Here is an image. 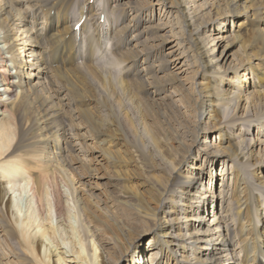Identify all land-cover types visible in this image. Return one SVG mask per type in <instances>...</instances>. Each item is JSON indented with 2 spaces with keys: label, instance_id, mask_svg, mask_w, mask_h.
Listing matches in <instances>:
<instances>
[{
  "label": "bare ground",
  "instance_id": "bare-ground-1",
  "mask_svg": "<svg viewBox=\"0 0 264 264\" xmlns=\"http://www.w3.org/2000/svg\"><path fill=\"white\" fill-rule=\"evenodd\" d=\"M28 10L41 17L30 21ZM172 15L179 17L182 30L174 32ZM133 21L141 27L134 37ZM182 42L195 54L201 79L193 83L199 109L193 150L178 151L170 139L160 144L166 137L159 141L143 118L139 131L133 129L127 112L124 130L120 112L109 121L105 114L81 110L78 117L87 119L94 132L82 137L95 146L74 141L77 133L70 135L66 126H80L64 119L62 108V101L71 100L61 84L68 71L94 74L101 99L120 103L123 96L135 103L126 84L135 77L152 96L151 105H168L182 96L181 74L194 65ZM236 45L227 61L226 53ZM145 49L160 54L146 66L149 72L163 69L164 74L142 75L137 59ZM22 52H27L25 62ZM108 57L104 77L95 67ZM133 132L146 142L139 149L130 139ZM215 132L220 140L210 143L207 136ZM176 142L182 144L180 137ZM76 146L89 151L85 179L75 177L85 190L66 175L75 166L63 147L78 160ZM198 156L206 163L229 162L232 183L221 178L218 191L211 180L204 184ZM104 164L110 172L98 175ZM130 166L138 177L142 174L139 186L145 193L128 184ZM94 186L104 193L107 186L115 187V200L132 209L140 224L130 240L129 226L123 225L119 239L100 242L88 200ZM94 196L101 204L102 198ZM216 199L227 204L214 208ZM146 233L152 235L142 254L136 240ZM122 259L264 264V0H0V264H120Z\"/></svg>",
  "mask_w": 264,
  "mask_h": 264
},
{
  "label": "rangeland",
  "instance_id": "rangeland-1",
  "mask_svg": "<svg viewBox=\"0 0 264 264\" xmlns=\"http://www.w3.org/2000/svg\"><path fill=\"white\" fill-rule=\"evenodd\" d=\"M154 2H155V0H154ZM110 8H111V10L115 11V9H112V6ZM30 12H31V14L29 15ZM27 14L29 16L28 17L29 20L31 21V20H33L34 17H36L38 12H37V10H28ZM154 16H155V14H154ZM37 17H41V16H39V14H38ZM149 17H150V12L147 11L146 13H144L145 19L148 20ZM157 17H158V12H156L155 21L158 20ZM172 18H174L173 22H175L173 25L174 32L178 31V30L179 31L182 30L179 17L172 15ZM152 19H154V18L152 17ZM126 20H129V18H126ZM39 22H43V19H40ZM121 22L122 21H120L118 23H121ZM132 23L134 24V29H132L133 28L132 27L131 30H132V33H134V35H133V37H134L135 34L140 32L141 27L139 25L135 24L134 21ZM132 23H131V25H132ZM225 27L227 30H230L231 23L230 22L226 23ZM208 30H211L210 26H209ZM23 36H25V35H23ZM119 37H121V36H119ZM129 38H131V37L129 35L128 36L126 35V39H129ZM137 38L138 37H136V39ZM144 38H145V36L141 37L140 40H144ZM136 39H132L130 44H133L136 41ZM176 41L177 40H175V42ZM95 45H96V43H95ZM182 45H184L186 48H188L187 53L190 56L191 62L194 65L192 67H188V71L181 74L183 79H184V84L186 86L185 88L187 90L185 89L184 91L181 92L182 96H180V94L179 95L177 94L178 96L176 95V97H174V99L175 98L178 99L180 97L177 102L174 100V102H172V103L168 102V105L167 104L166 105L161 104L158 107L155 104L151 105L150 102L147 101V99L152 98V96L150 95L151 96L150 97L149 95H146V93L144 91L147 88L143 87L141 85L140 81L138 79H136L135 77H130L129 79H126V82H127L126 84H128L130 92L134 96H136V100H135L136 102L131 103L127 100L128 97L119 96L120 99H122V100L120 101V103H117L116 98H115V100H112V101H110V100L108 101V100H106V98L101 99V98H103V91L94 82V74L89 75V74H86L85 72L75 70V68L68 71V73L65 75V78H66L65 82H61V84H65V86L70 90L71 100L67 99V100L62 101V103H64V104L66 103L65 106L63 105L62 108L64 110V112H63V115L65 116L64 119L71 120V122L75 123V124L78 123V125L80 126L78 129L74 127V124L72 126H66L67 131L70 135L72 133H77V135H75V137H74L75 138L74 141H78V139H79V141L81 140V141H85V143H87V144L89 143V147L95 146L94 144H92L91 140H90V142H89V140H87V137L85 139L82 137L83 135H87V136L92 135L94 132L91 131L90 123L87 121V119H85L83 116L78 117V113H81V110L87 111L89 113H94L93 115L105 114L106 119H108L109 121H111L112 118L113 119L117 118V116L120 112V114L118 116V119H119L118 123H122L120 128H122L124 130H126V128H127L126 123L124 122V120L126 118L125 113L127 112L129 118L132 121V125H133L132 128L133 129H136L139 131L140 123L138 122V120H139V118H143L153 126L152 127L153 131L158 136L159 141L162 140L164 137H166V140L162 141L160 144H165V142L170 139L171 143L173 142V143H175L174 145L178 146V148H179L178 151L184 152L189 147H191L193 150L195 147L193 145L194 143L191 144V140H192V136L195 133L196 126H198L197 117H198V112H199L198 111L199 109L197 108L198 106L196 105L197 87L193 83H195V81L198 82L201 79L197 75L198 72H196L197 61L194 60L195 54L191 51L190 47H188V44L182 42ZM126 46H127V44H126ZM19 47H22V46H19ZM24 47H25L24 49L27 50L26 48H28V47L25 46V44H24ZM137 47H139V46H137ZM237 48H238V46L236 45V46L232 47L230 49V51L228 50V52L226 53L227 61H229L232 58V55L236 52ZM104 51H107V49H105ZM130 52H126V63L127 62L130 63L132 61V57H128V55H130ZM25 53L26 54H24V52L21 53L22 59H24V62L26 61V57H27V52H25ZM159 56H160L159 50H157V49L153 50V52L151 54L148 53V49H145L144 51H141L138 53L137 62L139 63V66H141L143 68V70H142L143 76L145 75V77H151V76L157 77V76H160V75L165 73V72H163V69H161L160 71L155 70L154 72L152 69L150 71L151 72L150 73L149 69L146 67V66H148V64H151L156 59H158ZM234 56H233V59H234ZM109 58L110 57H108L106 60H104L103 62H101L99 64L96 63V67H95L96 70L95 71L104 77L108 76L107 72H106V69L108 70V68H107L108 65H106L107 63L105 64L104 62L109 61L108 60ZM144 59H145V61H144ZM189 66H191V65H189ZM109 67H111L113 71H115V69L117 68L114 65H110ZM145 67H146V70H144ZM114 74H115V72H113V75ZM118 74H115V75H118ZM95 79L100 80L98 75H95ZM52 81L54 82V85H59L58 84L59 81H57V79H54V80L52 79ZM194 85H195V87H194ZM121 104H122V106H121ZM36 107L39 110L38 104L36 105ZM110 108H112V111L110 110ZM138 110H141V112L140 113L137 112ZM73 111H75V112H73ZM73 113L77 114L76 119L74 118ZM108 114H110L112 116L107 117ZM254 131H255V129L252 130V132H254ZM133 133H135L136 135L138 134V132L137 133L133 132ZM135 136L133 137V139L130 137V139L133 141V144L136 146V148L139 149L142 147L143 143L146 144V142H144L142 135L138 134L137 138H135ZM247 136H249V134H246V137ZM178 137H180L182 144H178V142H176ZM207 137H208L207 140L210 143L211 142L218 143L220 140L217 137L216 132L209 134ZM89 147H88V149H89ZM75 148H76L75 153H78V155H80V157H78V160L73 155L74 153H69V150L65 149V147H63V150L66 151L67 154L64 151V154L66 156L69 155L67 157H68V159H70V163L72 164V166H75L74 171H72L73 169H71V170L69 169L66 172V175H68L69 177L71 176L74 179V182L76 183V178L77 179L79 178L78 179V181H79L82 178L85 179V176L87 175V165L86 164L88 161H87V158L85 155H88L89 151L83 152V151H81V148H79V146H76ZM203 157L204 156H198L196 165L201 163L203 166L204 171L202 174V182H204V184H207L208 179H209V180H211V182H213V184H212L213 190L218 191L219 181L221 180V178L224 177L223 181H226V183L228 185H230L232 183V175H231V173H229L231 170L229 162H223L224 159H222V160L218 159L216 161V163H214V164L212 162L206 163L204 161ZM222 169H224V171H223L224 174L221 173ZM69 171H71V172H69ZM109 172H110V167L107 166L106 164H104L103 169L97 171V174L102 175V173H106V175H107V173H109ZM136 172H137V170H135V168L133 166H130L128 174H127L128 184L130 186H134V187L141 189L143 191V193H145L146 189L141 185L139 186L140 182L143 181V180H141L142 174L138 177L136 175ZM79 174L83 177H81ZM90 182H94V179H92V181L90 180ZM215 183H216V189L214 187ZM75 185L77 186L78 183H76ZM90 185H91V183H90ZM212 186L209 185L208 189L210 190L212 188ZM77 187L83 188V190H85L87 188L86 186H82V185L77 186ZM92 188H91V190H92L93 194L90 195L92 197H89L88 200L90 202V208L96 217V219L93 221V223L100 228V232H101V234L99 236L100 242L108 245L111 237L112 238L117 237L119 239L120 234H121V227L123 225L129 226V230H126V235H128L127 238H129V240H130V238L134 236V233L139 228V224H140L136 220V218L134 216V212H131L132 209H130L129 207H127L123 204L118 203L115 200V195L117 194L116 193L117 189L115 187L107 186V188L108 189L110 188V189L108 190V192L105 191V193L102 190L101 186L100 187L94 186V188H93L94 191ZM94 194H96L102 198L101 204L95 202L96 197L94 196ZM20 202L22 204V207L24 208V199L21 200ZM223 204L224 203L221 204L219 202V200L216 199V200H214L213 207L214 208L215 207L220 208L221 205H223ZM225 204H227V200H226ZM208 210H210V206H209ZM229 221H232V219L229 218ZM151 235H152L151 233H146L145 235L140 236L136 240V242H138V247H139L138 249H140L142 254L143 253L145 254V252L148 251V250H146V247L148 245L149 240L151 239L150 238ZM126 243H127V240H126ZM106 245H104V246H106ZM115 254H116V252L114 251L110 255L115 258ZM9 264H14V262L9 263ZM120 264H133V261L131 259H129V260H123L122 259V261H120Z\"/></svg>",
  "mask_w": 264,
  "mask_h": 264
}]
</instances>
